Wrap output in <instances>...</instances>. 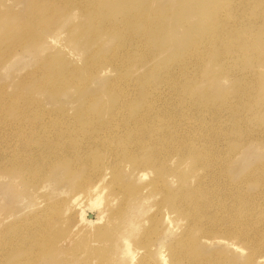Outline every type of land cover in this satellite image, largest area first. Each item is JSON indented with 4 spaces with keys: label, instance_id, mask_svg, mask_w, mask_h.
Wrapping results in <instances>:
<instances>
[{
    "label": "rangeland",
    "instance_id": "1",
    "mask_svg": "<svg viewBox=\"0 0 264 264\" xmlns=\"http://www.w3.org/2000/svg\"><path fill=\"white\" fill-rule=\"evenodd\" d=\"M40 1L0 0V59H2L0 60V101L2 102H0V106L3 105L0 107L3 111H0L5 112H0V120H3L0 121L2 124H0V140L11 142L8 144L6 141H0L2 150H0V167L5 166L9 169L8 174H0V264H137L144 257L145 261L142 260L140 263L162 264V258L165 257L164 264H172V261H175L173 264L178 261L182 262L180 264H264V0H134V5L122 7L120 13L118 10L113 11L115 0L112 2L103 0L102 6L97 3L92 4V0L90 2L72 0V3L69 2L71 4L67 1L65 3V0H61V2L54 0V2L56 1L55 5L51 6L53 9L49 8L50 12L46 18L37 19L39 21L37 22L33 16L37 14L38 8L41 12H48L44 7L47 6L46 2ZM30 8L34 10L32 15H28ZM125 13L135 14V21L133 20L128 25L124 24L121 19L125 17ZM118 26L120 27L118 28ZM22 28L26 30L22 31ZM90 32L95 34H91V36ZM123 34L129 38L125 36L124 38ZM23 36H26L25 39ZM118 39L120 43H117ZM126 39L129 40L125 42ZM132 40L134 41L131 42ZM192 41L194 42L192 45L195 44L193 46L190 45ZM94 42L98 43L97 46ZM195 42L198 44L196 45ZM111 46L114 48L112 49ZM191 46L192 48H190ZM96 47L98 50H95ZM6 49L7 51H5ZM117 49L123 58L128 54V60L127 58L123 60L121 55L119 57ZM89 50H94V52ZM112 50L114 51L112 52ZM104 54L105 56H102ZM88 55H90L89 58ZM115 55H118L119 59ZM90 57L94 59L91 60ZM111 57L113 59H110ZM97 58H100V60L98 59L99 63ZM116 59L117 61H115ZM41 61V68H39ZM127 61H130L129 64ZM116 62H118L117 65H115ZM97 66L99 67L95 69ZM90 67L94 69L90 70ZM101 67L105 69L103 70ZM34 70L42 72L38 73ZM73 71L77 74H74ZM48 72L49 75H47ZM29 73L30 75H28ZM163 73L164 75H162ZM46 75L49 77L45 78ZM43 78H45L44 81ZM16 91L17 94H15ZM12 94L14 95L11 97ZM23 95L25 97H22ZM118 96H121L120 101ZM90 97L92 100H89ZM24 98L26 99L24 100ZM123 100L127 102H123ZM86 103L88 104L86 105ZM119 103L124 106L121 107L122 105ZM25 104L27 105L25 106ZM14 105L18 107L15 108ZM29 107L34 109L31 114H29ZM18 108H22L21 111L23 110L25 113L19 109L18 112L21 113L17 112L18 114H16ZM81 108L87 109L82 110ZM110 108L115 113L111 120L107 115ZM86 110L87 112L91 111L88 113L90 115L84 112ZM97 113H99L98 116ZM80 114H83L82 118ZM74 115L77 116L73 118ZM99 115L105 118L103 120L101 117L104 123L102 120L99 122L102 129L104 127L103 131L101 129L97 133L92 128L88 131L83 130V127L80 128L79 121L81 119L86 121L85 124H88L92 120L97 121ZM117 115L119 118L116 117ZM35 119L38 121L34 122ZM118 119L120 120L118 121ZM7 121L9 124H3ZM15 121H17L16 125ZM105 122L111 123L107 126ZM51 124L52 127H48ZM61 126L63 128L67 126V130L66 128L62 129ZM71 126L73 129L75 127L78 132L85 131L84 133L87 135L93 131L95 133H93L95 135L93 137L96 138L97 143L87 145L81 140V137L86 135L79 134L76 129L72 130ZM64 130L65 132H63ZM53 131L56 133L54 138L51 135L54 133ZM60 135L61 138H59ZM15 138L18 139L15 140ZM99 138L103 142H100ZM189 139L190 141H188ZM121 140L122 142L123 140L127 141L124 143L128 149H125L124 143H120ZM150 141H153V144ZM116 143L117 147H115ZM102 144L105 147H102ZM93 145H97V148ZM146 146L148 148L146 151L152 149L156 154L155 157L162 159L159 160L161 161L159 163L164 165L162 172L164 176L158 177L163 180L158 177L155 181L150 180L153 174L152 170L147 169L146 165L138 158ZM89 147H92V150ZM93 150L95 152H92ZM126 150L134 153L133 155L137 156L139 162H134L133 155L131 157L124 155ZM44 151H46V155H44ZM176 151L178 152L175 153ZM77 152H79V156ZM91 153L96 156L94 159ZM198 153L200 155H197ZM31 154L36 156H34L36 165L31 166L30 170H26V172L20 166L23 164L27 167L28 155L32 156ZM102 154L107 157H101ZM64 156L66 157L64 158ZM189 156L190 159L195 158L196 162H193L194 159L189 160ZM41 159L44 160H42L43 164ZM60 159H63L64 162ZM95 159H99L101 164ZM68 160L70 161L68 162ZM92 160L93 162H91ZM131 160L133 162H130ZM203 161L208 162V165ZM115 162H121V164L117 165ZM167 162L170 166L166 164ZM186 162L189 164V169ZM94 163L97 165L95 166ZM83 164L86 168L83 167ZM106 164L108 167L113 165L116 170L121 167L120 171L115 170L116 174L119 175L118 172H120V175L108 176L109 172L107 171L111 172L113 168L109 167V170ZM160 164L158 165L160 166ZM192 164L191 170L190 165ZM204 164L208 167L204 168ZM102 166L106 168L103 169ZM68 167L70 168L69 172ZM99 167L100 169H98ZM142 167L144 168L142 169ZM16 168H20V170ZM35 168L41 173L31 172ZM138 168H141V171ZM186 169L187 172H184ZM188 170L190 176L187 174ZM143 171L149 173L141 176L140 172ZM77 172L79 174L81 172V175ZM97 172L99 174L96 175ZM101 172H104L105 177L108 176V180L112 179V184L108 185L109 181L104 176V178L101 177ZM89 174L94 175L93 178L91 177L92 181L97 179L98 182L99 179L100 184L104 182V185L99 187L101 190L98 189L99 183L97 190L87 189ZM5 175L6 177L2 178ZM79 176L80 178H77ZM121 179L127 180L124 184L126 188ZM176 179L177 182H175ZM160 180L166 185L165 188L163 187L164 189H162L164 185ZM120 181L124 187L122 190V186H118ZM41 182H43L45 190L42 188L40 191H36L35 185H39ZM113 182L114 184L118 182L117 185H114V187L117 186V189L119 187L116 191H112ZM76 183L84 187L81 189ZM167 185L174 188V191L168 189ZM172 185L174 186L172 187ZM161 190L166 193L171 191L173 196L170 197L174 199L172 209L167 207L165 199L164 202H160L162 205L160 207L154 204L159 200L161 193L159 191ZM175 190L176 196L174 195ZM184 190L186 194H184ZM118 191L120 194H117ZM75 192L81 195L77 193V198ZM84 192L85 195H83ZM183 194L184 196H182ZM74 195L75 197L72 198ZM185 197L186 200L189 198L190 202L183 203ZM74 198L78 200L70 202ZM63 199L66 200L63 201ZM92 200H95L96 205L91 203ZM177 203L179 204L177 205ZM73 204L78 206L73 207ZM119 207H122L121 212L118 211ZM105 209L109 210L105 211ZM195 209L198 211L195 212ZM192 210H195L194 213ZM108 211L111 215L107 213ZM100 213L103 215L102 221L100 222L101 219H99V222H96L98 217L100 218ZM112 213H115L114 216L117 214L116 218L112 216ZM106 215L112 217L108 218ZM165 216H169L171 219L169 224L173 226H168ZM88 221L92 223L89 225ZM41 224L53 234L56 229L61 227L62 233L60 230H56V236L51 234L50 241L54 240L53 244L48 241V243H43L40 249L27 250V246L33 244L32 242L36 239L34 236L30 237L29 234L32 235L33 231ZM101 231H108L107 233L112 239H109L108 234L104 235L106 232L102 233ZM190 231H192L191 234L193 232L194 234L189 236ZM77 232L79 235L76 234ZM86 232L88 235L85 234ZM89 234L91 236L94 234L92 240H90ZM100 236L102 238L99 242L103 239L101 243L97 242ZM235 236L236 238H234ZM93 238L96 239L93 240ZM87 240H89V245ZM229 241L230 243H228ZM179 243L185 244V246H180ZM230 245L234 247L230 248ZM82 246L86 250L81 248ZM91 246L92 249H90ZM143 246L146 247V251L143 250ZM168 248L170 249L168 250ZM185 248L189 249L186 251ZM189 250L193 252L189 253ZM168 251L171 253L169 254ZM44 252L46 253L43 254ZM171 254L172 257H169ZM169 258L171 259L169 260ZM139 259L141 260L139 261Z\"/></svg>",
    "mask_w": 264,
    "mask_h": 264
},
{
    "label": "bare ground",
    "instance_id": "2",
    "mask_svg": "<svg viewBox=\"0 0 264 264\" xmlns=\"http://www.w3.org/2000/svg\"><path fill=\"white\" fill-rule=\"evenodd\" d=\"M37 1L39 2L40 0H37ZM66 1H67L68 3H69V2L72 3V0H65V3H66ZM77 1H78V0H76V2H77ZM87 1L90 2L91 0H87ZM40 2H41V1H40ZM44 2H46V4H47V6H44V7H45V9H46L48 12H41V10L38 8V10H36L37 14H34V16H33V19L35 20V18H36V21H37V19H41V18H42V19H43V18L45 19L46 16H47V14H49V12H50L49 8H51V6H53V5H55V2H56V1L54 2V0H44ZM57 2H58V1H57ZM60 2H61V0H60ZM60 2H58V3H60ZM80 2H81V1H80ZM108 2H109V1H108ZM111 2H112V0H111ZM111 2H110V3H111ZM114 2H115V5L113 6V11L116 12V11L118 10L119 13H120V9H121L122 7H125V6L128 7V6H132V5H134V0H115ZM150 2H151V1H150ZM71 3H69V4H71ZM91 3H92V4H93V3H95V4L97 3L98 5L102 6V5H103V0H98V1H97V0H92ZM73 5H74V4H73ZM75 5H76V4H75ZM83 5H85V4L83 3ZM104 5H105V4H104ZM40 7H41V6H40ZM44 7H42V8H44ZM60 7H61V4H60ZM54 8H55V7H54ZM66 8H67V7H66ZM91 8H92V7H91ZM93 8H94V7H93ZM93 8H92V9H93ZM52 9H53V8H51V10H52ZM55 9H56V8H55ZM88 9H89V8H88ZM108 9H109V8H108ZM67 10H68V8H67ZM105 10H106V9H105ZM65 11H66V9H65ZM82 11H83V10H82ZM82 11H81V12H82ZM155 11H156V10H155ZM63 12H64V11H63ZM94 12H95V9H94ZM107 12H108V11H107ZM140 12H141V10H140ZM142 12H143V11H142ZM156 12H157V11H156ZM156 12H155V14H156ZM33 13H34V10H32V8H30L29 11H28V15H32ZM51 13H52V12H51ZM157 13H158V12H157ZM167 14H168V13L166 12L165 15L167 16ZM57 15H58V14H57ZM59 15H60V14H59ZM59 15H58V16H59ZM118 15H119V14H118ZM124 15H125V17H124L123 19H121V21H122L124 24H127V25H128V23L131 24V23L133 22V20L135 19L134 16H136L135 14H129V13H125ZM157 15H158V14H157ZM54 16H55V15H54ZM152 16H153V15H152ZM55 17H56V16H55ZM68 17H69V15H68ZM70 17H71V16H70ZM73 17H74V16H73ZM94 17H95V15H94ZM150 17H151V16H150ZM155 17H156V15H155ZM160 17H161V16H160ZM168 17H169V16H168ZM56 18H57V17H56ZM142 18H143V17H142ZM156 18H158V17H156ZM66 19H67V17H66ZM73 19H74V18H73ZM108 19H109V18H108ZM154 19H155V18H154ZM52 20H53V19H52ZM104 20H105V19H104ZM119 20H120V19H119ZM62 21H63V20H62ZM64 21H65V20H64ZM93 21H94V20H93ZM134 21H135V20H134ZM136 21H137V20H136ZM168 21H169V20H168ZM181 21H182V20H181ZM34 22H35V21H34ZM37 22H39V21H37ZM103 22H104V21H103ZM153 22H154V21H153ZM157 22H158V21H157ZM114 23H115V22H114ZM116 23H117V22H116ZM123 23H122V25H123ZM151 23H152V22H151ZM169 23H170V22H169ZM95 24H96V22H95ZM162 24H163V23H162ZM60 25H61V24H60ZM92 25H93V24H92ZM104 25H105V24H104ZM106 25H107V22H106ZM114 25H115V24H114ZM120 25H121V24H120ZM170 25H171V24H170ZM21 26H22V25H21ZM93 26H94V25H93ZM102 26H103V23H102L101 27H102ZM110 26H111V25H110ZM146 26H147V25H146ZM146 26H145V27H146ZM164 26H165V25H164ZM37 27H38V26H37ZM40 27H41V26H40ZM60 27H61V26H60ZM63 27H64V26H63ZM119 27H120V26H118V28H119ZM168 27H169V26H168ZM29 28H31V27L29 26ZM29 28H28V30H29ZM61 28H62V27H61ZM122 28H123V27H122ZM152 28H153V27H152ZM24 29H25V28H22V31H24ZM26 29H27V27H26ZM26 29H25V30H26ZM34 29H35V28H34ZM37 29H38V28H37ZM57 29H58V28H57ZM92 29H94V28H92ZM107 29H108V28H107ZM115 29H116V28H115ZM40 30H41V29H40ZM68 30H69V28H68ZM88 30H89V29H88ZM102 30H103V29H102ZM116 30H117V29H116ZM132 30H133V29H132ZM22 31H21V32H22ZM121 31H122V30H121ZM126 31H128V30H126ZM126 31H125V32H126ZM32 32H33V31H32ZM25 33H26V32H25ZM30 33H31V32H30ZM54 33H55V32H54ZM92 33H93V32H92ZM92 33L90 32V35H91ZM121 33H122V32H121ZM121 33H119V34H121ZM23 34H24V33H23ZM28 34H29V33H28ZM57 34H58V32H57ZM94 34H95V33H94ZM94 34H92V35H94ZM127 34H129V33H127ZM127 34H126V35H127ZM130 34H131V33H130ZM154 34H155V33H154ZM26 35H27V34H26ZM30 35H31V34H30ZM50 35H51V34H50ZM92 35H91V36H92ZM112 35H114V34H112ZM91 36H90V37H91ZM118 36H120V35H118ZM124 36H125V35L123 34V37H124ZM130 36H131V35H130ZM133 36H134V35H133ZM25 37H26V36H23L24 39H25ZM35 37H36V36H35ZM51 37H52V36H51ZM103 37H104V36H103ZM125 37H126V36H125ZM125 37H124V38H125ZM3 38H4V37H3ZM16 38H17V37H16ZM16 38H15V39H16ZM36 38H37V37H36ZM40 38H41V37H40ZM124 38H123V39H124ZM126 38H129V37H126ZM132 38L134 39V37H132ZM15 39H14V40H15ZM37 39H38V38H37ZM53 39H54V38H53ZM53 39H52V40H53ZM87 39H88V38H87ZM28 40H29V39H28ZM50 40H51V38H50ZM54 40H55V39H54ZM89 40H91V39H89ZM127 40H129V39H126L125 42H126ZM21 41H22V40H21ZM24 41H25V40H24ZM104 41H105V40H104ZM115 41H116V40H115ZM133 41H134V40H132L131 42H133ZM196 41H197V39H196ZM96 42H97V41H96ZM118 42H119V39H118L117 43H118ZM189 42H190V41H189ZM5 43H6V42H5ZM5 43H4V46H5ZM7 43H9V42H7ZM7 43H6V44H7ZM12 43H13V42H12ZM14 43H16V42H14ZM17 43H18V42H17ZM17 43H16V44H17ZM42 43H43V42H42ZM51 43H54V42H51ZM94 43H95V42H94ZM119 43H120V42H119ZM122 43H123V42H122ZM192 43H194V42L192 41L190 45H192ZM195 43H196V45L198 44V42H195ZM22 44H23V43H22ZM43 44H45V42H44ZM97 44H98V43H95L96 46H97ZM14 45H15V44H14ZM41 45H42V44H41ZM95 45H94V46H95ZM113 45H114V44H113ZM117 45H118V44H117ZM120 45H121V44H120ZM193 45H195V44H193ZM193 45H192V46H193ZM2 46H3V45H2ZM9 46H10V45H9ZM15 46H16V45H15ZM45 46H46V45H45ZM100 46H101V45H100ZM102 46H103V44H102ZM192 46H191L190 48H192ZM12 47H13V46H12ZM39 47H40V46H39ZM42 47H43V46H42ZM98 47H99V45H98ZM98 47H96L95 50H98V49H97ZM111 47H112V49L114 48L113 46H111ZM117 47H118V46H117ZM125 47H126V45H125ZM194 47H195V46H194ZM0 48H1V47H0ZM24 48H25V47H24ZM40 48H41V47H40ZM45 48H46V47H45ZM115 48H116V47H115ZM131 48H132V47H131ZM8 49H10V48H8ZM101 49H102V47H101ZM122 49H123V48H122ZM196 49H197V47H196ZM12 50L14 51V49H12ZM48 50H49V49H48ZM91 50H92V47H91ZM91 50H89V51H91ZM117 50H118V49H117ZM129 50H130V49H129ZM129 50H128V51H129ZM193 50H195V49L193 48ZM5 51H7V49H6ZM8 51H9V50H8ZM10 51H11V50H10ZM110 51H111V50H110ZM113 51H114V50H112V52H113ZM115 51H116V50H115ZM3 52H4V51H3ZM3 52H2V53H3ZM91 52L93 53L94 50L91 51ZM107 52H108V51H107ZM107 52L105 53L106 55H107ZM126 52H127V51H126ZM6 53H7V52H6ZM6 53H5V54H6ZM92 53H90V54H92ZM97 53H98V52H97ZM109 53H110V52H109ZM109 53H108V54H109ZM116 53H117V51H116ZM118 53H119V50H118ZM122 53H124V52H122ZM128 53L130 54V52H128ZM8 54H9V52H8ZM10 54H12V53H10ZM88 54H89V52H88ZM105 54L102 55V56H105ZM111 54H113V53H111ZM94 55H95V53H94ZM109 55H110V54H109ZM109 55H108V57H109ZM113 55H114V54H113ZM113 55H112V56H113ZM118 55H119V57H120V55H121V57H122L121 52H120ZM118 55H115V56L118 58ZM125 55H126V53H125ZM7 56H8V55H7ZM89 56H90V55H88V58H89ZM115 56H114V57H115ZM129 56H130V55H129ZM4 57H6V55H4ZM127 57H128V54H127ZM127 57H125V58H127ZM48 58H49V57H48ZM86 58H87V57H86ZM86 58H85V59H86ZM91 58H92V57H90V59H91ZM100 58H102V57H100ZM100 58H97V61H98V59L100 60ZM105 58H106V57H105ZM122 58H123V57H122ZM125 58H123V60H124ZM93 59H94V58H93ZM93 59H91V60H93ZM106 59H107V58H106ZM110 59H113V58L111 57ZM118 59H119V58H118ZM0 60H2V59H0ZM9 60H10V59H9ZM47 60H48V59H47ZM91 60L88 59V61H91ZM123 60L121 59V62H122ZM127 60H128V58H127ZM88 61H86V62H88ZM95 61H96V60H95ZM103 61H104V59H103ZM108 61H109V60H108ZM110 61H111V60H110ZM110 61H109V62H110ZM115 61H117V59H116ZM91 62H92V61H91ZM100 62H101V61H100ZM104 62H106V61H104ZM104 62H103V63H104ZM118 62L120 63V60H119ZM118 62H116L115 65H117ZM129 62H130V61H129ZM129 62L127 61L128 64H129ZM131 62H132V61H131ZM41 63H42V61L40 62V65H39L40 67L38 66L39 68H41ZM98 63H99V61H98ZM101 63H102V62H101ZM114 63H115V62H114ZM127 63H126V66H128ZM87 64H88V63H87ZM91 64H93V62H92ZM131 64H132V63H131ZM165 64H166V62H165ZM99 65H100V64H99ZM104 65H105V63H104ZM104 65H103V66H104ZM115 65H114V67H115ZM119 65H120V64H119ZM122 65H123V62H122ZM86 66H90V65H86ZM92 66H94V65H92ZM106 66H107V65H106ZM106 66H105V68H106ZM72 67H73V66H72ZM72 67H71V68H72ZM98 67H99V66L95 67V69L98 68ZM117 67H118V66H117ZM119 67H120V66H119ZM55 68H56V67H55ZM69 68H70V67H69ZM75 68H76V66H75ZM75 68H73V69L75 70ZM101 68H102V67H101ZM101 68H99V69H101ZM105 68H104V69H105ZM124 68H125V67H124ZM91 69L93 70L94 68H93V67H92V68L90 67V70H91ZM99 69H98V70H99ZM102 69H103V68H102ZM104 69H103V70H104ZM117 69H119V68H117ZM117 69H116V70H117ZM121 69H122V68H121ZM126 69H127V68H126ZM46 70H47V69H46ZM66 70H67V69H66ZM122 70H123V69H122ZM34 71H35V70H34ZM36 71H37V70H36ZM36 71H35V72H36ZM39 71H40V70H39ZM39 71H37V72H38V73H41L42 71H45V70L42 69L41 72H39ZM47 71H48V70H47ZM47 71H46V72H47ZM54 71H55V70H54ZM64 71H65V70H64ZM87 71H88V70H87ZM167 71H168V70H167ZM167 71H165V72H167ZM49 72H50V71H49ZM49 72H48V74H47V73H46V74L49 75ZM32 73H33V72H32ZM73 73L75 74L76 72L73 71ZM160 73H161V71H160ZM76 74H77V73H76ZM86 74H87V73H86ZM88 74H89V73H88ZM28 75H30V73H29ZM34 75H35V77H36V74H34ZM47 75L45 76V78H46V77H49V76H47ZM64 75H67V74H64ZM68 75H69V74H68ZM84 75H85V74H84ZM90 75H91V74H90ZM159 75H160V74H159ZM162 75H164V73H163ZM167 75L169 76V74H167ZM37 76H40V75H37ZM55 76H56V75H55ZM119 76H120V75H119ZM160 76H161V75H160ZM168 76H165V77H168ZM27 77H28V76L26 75V78H27ZM61 77H62V76H61ZM163 77H164V76H163ZM23 78H24V77H23ZM33 78H34V77H33ZM33 78H32V79H33ZM36 78L38 79V77H36ZM45 78H43V81H44ZM52 78H53V77H52ZM59 78H60V77H59ZM59 78H58V79H59ZM64 78H66V77H64ZM86 78H87V76H86ZM114 78H115V77H114ZM117 78H119V77H117ZM21 79H22V78H21ZM41 79H42V78H41ZM165 79H166V78H165ZM165 79H164V80H165ZM59 80H60V79H59ZM70 80H72V79H70ZM90 80H91V79H90ZM51 81L53 82V80H51ZM60 81H62V80H60ZM80 81H81V80H80ZM20 82H22V81H20ZM38 82H39V80H38ZM38 82H37V83H38ZM49 82H50V81H49ZM49 82H48V83H49ZM58 82H59V81H58ZM85 82H86V81H85ZM23 83H24V82H23ZM23 83H22V85H23ZM35 83H36V81H35ZM44 83H46V82H44ZM69 83H70V82H69ZM73 83H74V82H73ZM80 83H81V82H80ZM166 83H167V82H166ZM19 84H20V83H19ZM25 84H26V83H25ZM42 84H43V83H42ZM58 84H59V83H58ZM58 84H57V85H58ZM70 84H71V83H70ZM38 85H39V84H38ZM40 85H41V84H40ZM43 85H44V84H43ZM55 85H56V84H55ZM77 85H78V83H77ZM33 86H34V85H33ZM36 86H37V85H36ZM47 86H49V84H47ZM78 86H79V85H78ZM82 86H83V84H82ZM19 87H20V86H19ZM1 88H4V87H1ZM41 88H42V87H41ZM48 88H49V87H48ZM54 88H55V86H54ZM54 88H53V89H54ZM61 88H62V86H61ZM18 89H19V88H18ZM18 89H17V91H18ZM110 89H111V88H110ZM175 89H176V88H175ZM48 90H49V89H48ZM51 90H52V89H51ZM178 90H179V89H178ZM17 91H16L15 94L18 93ZM110 91H111V90H110ZM4 92H5V91H4ZM4 92H3V94H4ZM178 92H179V91H178ZM1 94H2V93H1ZM86 94H87V93H86ZM86 94H85V95H86ZM125 94H126V93H125ZM13 95H14V94H12V95H10V96L12 97ZM21 95H22V93H21ZM79 95H81V94L79 93ZM115 95H116V94H115ZM3 96H4V95H3ZM17 96H18V95H17ZM109 96H110V95H109ZM11 97H10V98H11ZM14 97H15V96H14ZM22 97H25V96L23 95ZM22 97H21V98H22ZM29 97H30V96H29ZM118 97H119V96H118ZM120 97H121V96H120ZM120 97H119V101H120V99H121ZM122 97H123V96H122ZM133 97H134V96H133ZM133 97H132V99H133ZM2 98H3V97H2ZM6 98H7V97H6ZM18 98H19V97H18ZM113 98H114V97H113ZM3 99H5V97H4ZM25 99H26V98H24V100H25ZM117 99H118V98H117ZM132 99H131V100H132ZM10 100H11V99H10ZM89 100H92V98L90 97ZM3 101H4V100H3ZM28 101H30V100L28 99ZM32 101H33V100H32ZM132 101H133V100H132ZM132 101H131V103H132ZM0 102H1V101H0ZM6 102H7V99H6ZM8 102H9V101H8ZM15 102H16V101H15ZM24 102H26V101H24ZM37 102H38V101H37ZM115 102L118 103L117 101H115ZM123 102H127V101H124V100H123ZM1 103H2V102H1ZM4 103H5V102H4ZM12 103H13V102H12ZM21 103H23V102H21ZM26 103H27V102H26ZM33 103H35V102H33ZM81 103H82V102H81ZM112 103H114V102H112ZM129 103H130V102H129ZM7 104H8V103H6V105H7ZM29 104H30V102H29ZM83 104H85V103H83ZM87 104H88V103H86V105H87ZM89 104H91V103H89ZM119 104H121V103H119ZM124 104H125V103H124ZM6 105H5V106H6ZM11 105H12V104H11ZM11 105H9V106H11ZM19 105H21V104H19ZM26 105H27V104H25V106H26ZM35 105H36V104H35ZM37 105H38V104H37ZM37 105H36V106H37ZM110 105H111V103H110ZM110 105H108V106H110ZM121 105H122L121 107L124 106L123 104H121ZM2 106H3V105H2ZM2 106H0V107H2ZM7 106H8V105H7ZM14 106H15V108L18 107V106H16V105H14ZM84 106H85V105H84ZM84 106H83V107H84ZM112 106H114V104H112ZM117 106H118V105H117ZM128 106H129V104H128ZM19 107H20V106H19ZM21 107H23V106H21ZM40 107H41V106H40ZM81 107H82V106H81ZM88 107H89V106H88ZM119 107H120V106H119ZM129 107H130V106H129ZM3 108H4V107H3ZM7 108H8V107H7ZM24 108H25V107H24ZM27 108H28V107H27ZM27 108H26V109H27ZM35 108H36V107H35ZM112 108H113V107H112ZM19 109H20V108H18V109L16 110V114H18V113L20 114L21 112H24L23 110L21 111L22 108L20 109L21 112H18ZM29 109H30V107H29ZM81 109H82V108H81ZM83 109H87V108H83ZM83 109H82V110H83ZM122 109H123V108H122ZM128 109H129V108H128ZM132 109H133V108H132ZM132 109H131V110H132ZM0 110H2V109H0ZM32 110H34V109H30V111H29L30 113H29V114H31V111H32ZM37 110H38V109H37ZM41 110H42V109H41ZM56 110H57V109H56ZM56 110H55V111H56ZM65 110H66V109H65ZM90 110H91V109H90ZM92 110H93V109H92ZM98 110H99V109H98ZM119 110H120V109H119ZM2 111H3V110H2ZM2 111H0V112H2ZM27 111H28V110H27ZM39 111H40V110H39ZM134 111H135V110H134ZM17 112H18V113H17ZM32 112H33V111H32ZM37 112H38V111H37ZM45 112H46V111H45ZM49 112H50V111H49ZM52 112H53V111H51L50 113H52ZM58 112H59V111H58ZM67 112H68V111H67ZM84 112L88 114V113L91 112V111H88V112H87V110H86V111H84ZM99 112H100V110H99ZM128 112H129V110H128ZM131 112H132V111H131ZM2 113H5V112H2ZM24 113H25V112H24ZM27 113H28V112H27ZM27 113H26V115H27ZM39 113H40V112H39ZM92 113H93V112H92ZM92 113H91V114H92ZM94 113H95V111H94ZM121 113H122V112H121ZM98 114H99V113H97V116H98ZM114 114H115V113H113V111H112L111 108H110V110L107 112V115H109L108 118H110V120L114 117ZM1 115H2V114H1ZM5 115H6V114H5ZM24 115H25V114H24ZM32 115H33V113H32ZM35 115H36V113H35ZM39 115H40V114H39ZM46 115H47V114H46ZM52 115H53V114H52ZM63 115L65 116V114H63ZM66 115H67V114H66ZM80 115H81V114H80ZM82 115H83V114H82ZM82 115H81V118H82ZM88 115H90V114H88ZM92 115H93V114H92ZM95 115H96V114H95ZM105 115H106V114H104V116H105ZM118 115H119V114H118ZM118 115H117L116 117H118ZM120 115H123V114H120ZM29 116H30V115H29ZM76 116H77V115H74V116H72V117L74 118V117H76ZM13 117H14V116H13ZM21 117H23V115H21ZM25 117H26V116H25ZM25 117H24V118H25ZM30 117H31V116H30ZM32 117H33V116H32ZM37 117H39V116L37 115ZM40 117H41V116H40ZM92 117H93V116H92ZM101 117H102V116L99 115V117L97 118V121H96V120H95V121L92 120V121H90L88 124H85L86 121H84V120L81 119V120L79 121V122H80V125H81L80 128L83 127L82 129H83V130L85 129V131H88V129H91V128H92L93 131L95 130V132L97 131V133H98V131H101V129H102V127L100 126L101 123H99V122H101V120H102ZM105 117H106V116H105ZM120 117H121V116H120ZM129 117H130V116H129ZM2 118L4 119L5 117H2ZM35 118H36V117H35ZM60 118H61V116H60ZM69 118H70V117H69ZM102 118H103V117H102ZM108 118H107V119H108ZM118 118H119V117H118ZM0 119H1V118H0ZM6 119L8 120L9 118H6ZM6 119H5V120H6ZM11 119H13V118H11ZM31 119H32V118H31ZM41 119H42V118H41ZM44 119H45V118H44ZM88 119H89V118H88ZM88 119H87V120H88ZM90 119H92V118H90ZM104 119H105V118H103V120H104ZM128 119H129V118H128ZM9 120H10V119H9ZM20 120H21V119H20ZM22 120H23V119H22ZM36 120H37V119H35L34 122H37V121H38V120H37V121H36ZM103 120H102V122H103ZM113 120H114V119H113ZM119 120H120V119H118V121H119ZM0 121L2 122L3 120H0ZM18 121H19V120H18ZM39 121H40V120H39ZM43 121H44V120H43ZM73 121H74V120H73ZM115 121H117V120H115ZM115 121H114V122H115ZM8 122H9V121H7L6 123H3V124H5V125H6V124H9ZM11 122H12V121H11ZM16 122H17V121H15V125L17 124ZM19 122H20V121H19ZM21 122H22V121H21ZM53 122H54V121H53ZM63 122H64V121H63ZM25 123H26V121H25ZM66 123H67V122H66ZM73 123H74V122H73ZM103 123H104V122H103ZM103 123H102V125H104ZM105 123H106V122H105ZM109 123H111V122H108V124H109ZM0 124H1V123H0ZM28 124H29V123H28ZM38 124H39V122H38ZM53 124H55V123H53ZM56 124H57V123H56ZM95 124H97L98 126H94ZM106 124H107V123H106ZM108 124H107V126H108ZM112 124H113V123H112ZM115 124H117V123L115 122ZM115 124H114V125H115ZM1 125H2V124H1ZM20 125H21V124H20ZM30 125L32 126V124H30ZM30 125H29V126H30ZM69 125H70V123H69ZM78 125H79V123H78ZM109 125H110V124H109ZM10 126H11V125H10ZM10 126H9V127H10ZM21 126H22V125H21ZM21 126H20V127H21ZM35 126H36V125H35ZM44 126H46V125H44ZM54 126H55V125H54ZM54 126H53V127H54ZM59 126H60V125H59ZM67 126H68V125H67ZM67 126H66V127H67ZM117 126H118V124H117ZM1 127H3V126H1ZM23 127H24V126H23ZM25 127H26V126H25ZM25 127H24V128H25ZM36 127H37V126H36ZM38 127H39V126H38ZM46 127H47V126H46ZM48 127H52V124H51V126L48 125ZM61 127H62V126H61ZM66 127H65V128H66ZM71 127H72V126H71ZM77 127H78V126H77ZM5 128H6V127L4 126V129H5ZM7 128H8V127H7ZM11 128H12V127H11ZM13 128H14V127H13ZM17 128H18V127H17ZM28 128H29V127H28ZM39 128H40V127H39ZM39 128H38V129H39ZM59 128H60V127H59ZM65 128L62 127V129H65ZM111 128H112V127H111ZM117 128H118V127H117ZM117 128H116V129H117ZM4 129H2V130H4ZM9 129H10V128H9ZM20 129H21V128H20ZM35 129H37V128H35ZM35 129H34V130H35ZM48 129H49V128H48ZM51 129H52V128H51ZM53 129H54V128H53ZM75 129H76L75 127H74V129H73V127H72V130H75ZM106 129H107V128H106ZM113 129H114V128H113ZM124 129H125V128H124ZM11 130H12V129H11ZM15 130H16V127H15ZM66 130H67V128H66ZM69 130H70V129H69ZM72 130H71V132H72ZM103 130H104V127H103L102 131H103ZM120 130H122V129H120ZM4 131H5V130H4ZM8 131H10V130H8ZM12 131H13V130H12ZM21 131H22V130H21ZM21 131H19V132H21ZM38 131H39V130H38ZM50 131H51V130L49 129V132H50ZM76 131L78 132L77 129H76ZM85 131H84V132H85ZM89 131H90V130H89ZM93 131H92V132L90 131V133L88 132V133H89L88 135H87V133L85 134L84 132H81V131L78 132L79 134H84V135H86L85 137L82 136V137H81V138H82L81 140L84 141L85 143H87V145H88V144H89V145H92V144H94V143H97L96 138L93 137V136H95V135H94L95 133H94ZM106 131H107V130H106ZM106 131H104V132H106ZM13 132H14V131H13ZM13 132H12V133H13ZM16 132H17V131H16ZM29 132H31V131H29ZM53 132H54V131H53ZM63 132H65V130H64ZM129 132H130V131H129ZM129 132H128V133H129ZM3 133H4V132H3ZM12 133H11V135H12ZM31 133H32V132H31ZM33 133H34V132H33ZM33 133H32V134H33ZM40 133H41V132H40ZM50 133H51V132H50ZM54 133H55V132H54ZM54 133L51 134V135H53L52 138H54V135H56V133H55V134H54ZM66 133H67V132H66ZM68 133H69V132H68ZM93 133H94V134H93ZM99 133H100V132H99ZM128 133H127V134H128ZM130 133H131V132H130ZM1 134H2V133H1ZM7 134H8V133H7ZM7 134H6V136H7ZM44 134H45V133H44ZM48 134H49V133H48ZM73 134H74V132H73ZM76 134H77V133H76ZM76 134H75V135H76ZM79 134H78V135H79ZM4 135H5V134H4ZM4 135H3V138H4ZM9 135H10V134H9ZM11 135H10V136H11ZM75 135H74V136H75ZM78 135H77V136H78ZM96 135H97V134H96ZM105 135H106V134H105ZM16 136L18 137V134H17ZM19 136H20V134H19ZM33 136H35V135H33ZM48 136H49V135H48ZM79 136H80V135H79ZM97 136H101V135H97ZM112 136H113V135H112ZM127 136L129 137V134H128ZM13 137H14V136H13ZM61 137H62V136L60 135L59 138H61ZM7 138H8V137H7ZM11 138H12V137H11ZM59 138H57V139H59ZM107 138H108V137H107ZM120 138H121V137H120ZM17 139H18V138H17ZM17 139L15 138V140H17ZM79 139H80V137L78 138V140H79ZM99 139H100V138H99ZM111 139H112V138H111ZM127 139H128V138H127ZM1 140H3V139H1ZM1 140H0V141H1ZM11 140H12V139H11ZM19 140H20V138H19ZM19 140H18V141H19ZM44 140H45V139H44ZM70 140H71V138H70ZM72 140H73V138H72ZM115 140H116V139H115ZM129 140H130V138H129ZM3 141H6V142H7V140H3ZM12 141H13V140H12ZM21 141H22V140H21ZM34 141H35V140H34ZM34 141H33V142H34ZM58 141H59V140H58ZM61 141H62V139H61ZM75 141H76V140H75ZM75 141H74V143H75ZM118 141H119V139H118ZM118 141H117V142H118ZM124 141H126V140H123V142H122V140H121L120 143H121V142L124 143ZM138 141H139V140H138ZM188 141H190V139H189ZM191 141H192V140H191ZM35 142H36V141H35ZM65 142H66V141H65ZM78 142H79V141H78ZM98 142H99V141H98ZM100 142H103V141H101V139H100ZM104 142H105V141H104ZM126 142H127V141H126ZM160 142H161V141H160ZM170 142H171V141H170ZM193 142H194V141H193ZM193 142H192V143H193ZM202 142L204 143V141H202ZM1 143H2V142H1ZM4 143H5V142H4ZM7 143H8V142H7ZM9 143H11V142H9ZM9 143H8V144H9ZM12 143H13V142H12ZM15 143H16V141H15ZM22 143L25 144L26 142H22ZM38 143H39V142H38ZM38 143H37V144H38ZM63 143H64V142H63ZM72 143H73V141H72ZM112 143H113V142H112ZM131 143H132V142H131ZM150 143L153 144V141H152V142L150 141ZM183 143H184V141H183ZM189 143H190V142H189ZM192 143H190V144H192ZM19 144H21V143H19ZM39 144H40V143H39ZM42 144H43V142H42ZM98 144H99V143H98ZM104 144H105V143H104ZM110 144H111V143H110ZM127 144H128V143H127ZM168 144H169V143H168ZM197 144H198V143H197ZM199 144H200V143H199ZM204 144H206V143H204ZM2 145H3V144H2ZM13 145H14V143H13ZM28 145H29V142H28ZM28 145H27V146H28ZM35 145H36V144H35ZM64 145H65V144H64ZM100 145H101V143H100ZM120 145H121V144H120ZM123 145H125V147H126L125 149H128L125 143H124ZM195 145H196V144H195ZM10 146H11V144H10ZM38 146H39V145H38ZM93 146H94V145H93ZM96 146H97V145H96ZM96 146H94V147H96ZM121 146H122V145H121ZM130 146H131V145H130ZM130 146H129V147H130ZM175 146H176V145H175ZM201 146H202V145H201ZM0 147H1V146H0ZM3 147H4V146H3ZM12 147H13V146H12ZM12 147H11V148H12ZM14 147H15V146H14ZM23 147H24V146H23ZM23 147H22V148H23ZM29 147H30V146H29ZM32 147H33V146H32ZM42 147H43V146H42ZM65 147H66V146H65ZM65 147H64V148H65ZM99 147H100V146H99ZM102 147H105V146L102 144ZM109 147H110V146H109ZM115 147H117V143H116ZM150 147H151V146H150ZM187 147H188V146H187ZM190 147H193V146H190ZM198 147H199V146H198ZM4 148H5V147H4ZM25 148H26V147H25ZM34 148H35V147H34ZM37 148H38V147H37ZM37 148H36V149H37ZM62 148H63V147H62ZM66 148H67V147H66ZM89 148H90V147H89ZM96 148H97V147H96ZM113 148H114V147H113ZM139 148H140V147H139ZM27 149H28V148H27ZM29 149H31V148H29ZM32 149H33V148H32ZM60 149H61V148H60ZM90 149L92 150V147H91ZM108 149H109V148H108ZM111 149H112V148H111ZM111 149H110V152H111ZM143 149H144V148H143ZM146 149H148L147 146H146V148L143 150V151H145V152L143 153V151H142V152H141L142 155L139 154V155H138V156H139L138 158H140V159H141L140 161H142V162L144 163V165H146L147 169H151V170H152V173H153V174H152V178H151L150 180H154V181H155V179H156L158 176L160 177L161 175H163L162 172H163V170H164V165L162 164V165H163V168H161V167H162V165L160 164L161 161H159L161 158H160V159H159V158H156V157H155L156 154L153 153L152 149H149L148 151H146ZM181 149H182V148H181ZM187 149H188V148H187ZM197 149H198V148H197ZM0 150H1V149H0ZM14 150H15V149H14ZM65 150H66V149H65ZM95 150H98V149H95ZM119 150H120V149H119ZM170 150H171V149H170ZM1 151H2V150H1ZM30 151H32V150H30ZM33 151H34V149H33ZM33 151H32V152H33ZM88 151H89V150H88ZM105 151H106V150H105ZM108 151H109V150H108ZM108 151H107V152H108ZM114 151H115V150H114ZM121 151H122V150H121ZM123 151H124V148H123ZM179 151H180V150H179ZM190 151H191V149H190ZM45 152H46V151H44V155H46ZM72 152H73V151H72ZM92 152H95V151L93 150ZM101 152H102V151H101ZM103 152H104V151H103ZM103 152H102V153H103ZM125 152H126V154H124V155L130 156V157L134 154V153H132V152H129L128 150H126ZM169 152H170V151H169ZM177 152H178V151H176L175 153H177ZM188 152H189V151H188ZM198 152H199V151H198ZM5 153H6V152H5ZM33 153H34V152H33ZM77 153H78V156H79V152H77ZM96 153H97V152H96ZM96 153H94V154H96ZM85 154H86V153H85ZM88 154H89V153L87 152V155H88ZM91 154H92V153H91ZM91 154H90V155H91ZM109 154H110V153H109ZM122 154H123V152H122ZM122 154H121V155H122ZM178 154H179V153H178ZM187 154H189V153H187ZM6 155H7V154H6ZM31 155H32V156H29V155H28V160H29V162H28L27 167L23 166L22 163H21L22 165L20 164L21 166L19 165L20 168H21L22 170L25 169L24 171H26V170L29 171L31 166L33 167V165H34V166L36 165V158H35L36 156L33 155V154H31ZM97 155H98V154H97ZM102 155H103V154H102ZM107 155H108V153H107ZM140 155H141V157H140ZM175 155H176V154H175ZM180 155H181V153H180ZM197 155H200V154L198 153ZM197 155L195 156L196 158H197ZM4 156H5V155H4ZM34 156H35V157H34ZM49 156H50V155H49ZM91 156H94L93 159L96 157V156L93 155V154H92ZM109 156H110V155H109ZM116 156H117V155H116ZM133 156H134V162H137V161H138L137 156H135V155H133ZM178 156H179V155H178ZM182 156H183V154H182ZM190 156H191V154H190ZM190 156H189V160H193V159H194L193 162H196V161H195V158L190 159ZM205 156H206V155H205ZM16 157H17V156H16ZM37 157H38V156H37ZM45 157H46V156H45ZM45 157H44V158H45ZM65 157H66V156H64V158H65ZM83 157H84V153H83ZM98 157H99V155H98ZM101 157H104V155L101 156ZM105 157H107V156L105 155ZM105 157H104V158H105ZM179 157L181 158V156H179ZM179 157H178V159H179ZM185 157H186V156H185ZM199 157H203V156H199ZM5 158H7V157H5ZM8 158H9V157H8ZM19 158H20V157H19ZM40 158H41V157H40ZM44 158H43V159H44ZM47 158H48V157H47ZM47 158H45V159H47ZM62 158H63V157H62ZM75 158H76V157H75ZM85 158H86V157H85ZM114 158H115V157H114ZM175 158H176V156H175ZM182 158H183V157H182ZM203 158H204V157H203ZM9 159H12V158H9ZM14 159H15V158H14ZM17 159H18V158H17ZM43 159H41V162H42ZM66 159H67V158H66ZM68 159H69V157H68ZM101 159H102V158H101ZM108 159H109V157L107 158V160H108ZM121 159H122V161H123V158H121ZM131 159H132V158H131ZM170 159H171V158H170ZM198 159H199V158H198ZM2 160H3V159H2ZM7 160H8V159H7ZM18 160H19V159H18ZM28 160H27V161H28ZM60 160H61V159H60ZM72 160H73V159H72ZM95 160H96V159H95ZM102 160H103V159H102ZM129 160H130V158H129ZM129 160H128V161H129ZM161 160H162V159H161ZM176 160H177V158H176ZM196 160H197V159H196ZM11 161H12V160H11ZM19 161H20V160H19ZM43 161H44V160H43ZM61 161L64 162L63 159H62ZM69 161H70V160H68V162H69ZM75 161H76V160H75ZM96 161L99 162V159L96 160ZM117 161H118V160H117ZM124 161H126V160H124ZM128 161H127V162H128ZM165 161H166V160H165ZM174 161H175V160H174ZM178 161L180 162V159H179ZM186 161H187V160H186ZM204 161H205V160H204ZM204 161H203V162H204ZM3 162H4V161H3ZM56 162H57V161H56ZM91 162H93V160H92ZM104 162H105V161H104ZM104 162H103V164L105 165ZM112 162H113V161H112ZM130 162H133V161L131 160ZM138 162H139V161H138ZM159 162H160V163H159ZM168 162H170L169 159H168ZM168 162H167L166 164L169 165ZM179 162H178V163H179ZM215 162H216V161H215ZM96 163H97V162H96ZM99 163H100V162H99ZM116 163H117V165H118V164H119V165L121 164V162H115V164H116ZM125 163H126V162H125ZM140 163H141V162H140ZM175 163H176V162H175ZM186 163L188 164V162H186ZM189 163L191 164L192 161L189 162ZM204 163L207 164L208 162H207V163L204 162ZM0 164H1V163H0ZM6 164L8 165V163H6ZM13 164H14V163H13ZM42 164H43V162H42ZM66 164H67V163H66ZM91 164H92V163H91ZM94 164H95V163H94ZM100 164H101V163H100ZM112 164H113V163H112ZM158 164H160V166H159ZM164 164H165V162H164ZM176 164H177V163H176ZM205 164H204V168H205V167H208V166H205ZM3 165H4V164H3ZM11 165H12V164H11ZM15 165H16V164H15ZM68 165H69V164H68ZM81 165H82V163H81ZM84 165H85V164H83V167H84ZM96 165H97V164H95V166H96ZM106 165H107V164H106ZM113 165H114V164H113ZM113 165H112V166L109 165V167H110V168L112 167V168H113L112 170H113L114 172H113V171H111V172H110V171H107V172H109L108 176L111 175V177H112V176L114 175V177H116V175H117V174H116V173H117L116 171H120L121 167H120V169H117V170H116V169H114V168H116V167H113ZM130 165H131V164H130ZM133 165H134V163H133ZM133 165H131V166H133ZM136 165H137V163H136ZM138 165H141V164L138 163ZM168 165H166V166L169 167L170 165H169V166H168ZM207 165H208V164H207ZM43 166H44V165H43ZM43 166H42V167H43ZM70 166H71V165H70ZM75 166H76V165H75ZM79 166H80V165H79ZM115 166H116V165H115ZM141 166H142V165H141ZM173 166H174V165H173ZM186 166H187V165H186ZM191 166L193 167V164L190 165V169H191ZM199 166H200V165H199ZM199 166H198V167H199ZM10 167H11V166H10ZM16 167H17V166H16ZM36 167H37V166H36ZM93 167H94V166H93ZM104 167H105V166H104ZM106 167H108V165H107ZM106 167H105V168H106ZM109 167H108V169L110 170ZM138 167H139V166H138ZM167 167H166V168H167ZM174 167H175V166H174ZM174 167H173V168H174ZM177 167H178V166H177ZM194 167H196L195 164H194ZM20 168H16V169L20 170ZM40 168H41V167H40ZM43 168H44V167H43ZM81 168H82V167H81ZM84 168H86V167H84ZM102 168H103V166H102ZM105 168H103V169H105ZM117 168H118V167H117ZM134 168H135V167H134ZM136 168H137V167H136ZM143 168H144V167H142V169H143ZM171 168H172V166H171ZM187 168L189 169V164H188V167H187ZM196 168H197V167H196ZM36 169H37V168H35L34 170H31V172L33 171L35 174L39 173L40 171H38V169H37V170H36ZM41 169H42V168H41ZM41 169H40V170H41ZM51 169H52V168H51ZM74 169H76V168H74ZM74 169H73V171H75ZM78 169H79V167H78ZM78 169H77V170H78ZM93 169H94V168H93ZM98 169H100V167H99ZM167 169H169V168H167ZM176 169H177V168H176ZM194 169H195V168H194ZM69 170H70V168L68 167V172H69ZM77 170H76V171H77ZM115 170H116V171H115ZM138 170L141 171V168H140V169L138 168ZM144 170H145V169H144ZM191 170H192V169H191ZM197 170H198V168H197ZM82 171H84V170H82ZM82 171H81V172H82ZM100 171H102V170H100ZM105 171H106V170H105ZM178 171H179V167H178ZM185 171L187 172V169L184 170V172H185ZM8 172H9V169H7L5 166H4V167H0V174H1V173H3V174H6V173H7V174H8ZM26 172H27V171H26ZM52 172H53V171H52ZM71 172H72V171H71ZM81 172H80V174H79L78 172H77V173H78L79 175H81ZM85 172H87V171H85ZM98 172H99V171H98ZM98 172L96 173V175L100 173V172H99V173H98ZM107 172H105V173H107ZM136 172H137V171H136ZM147 172H148V171H147ZM147 172H144V171H143L142 173L140 172V175H141V176H144ZM171 172H172V171H171ZM180 172H181V170H180ZM192 172L194 173V171H192ZM192 172H190V174H191ZM195 172H196V171H195ZM29 173H30V172H29ZM40 173H41V172H40ZM47 173H48V172H47ZM90 173H91V172H90ZM101 173H102V176H101V177H103V176L105 177V174H103L104 172H101ZM148 173H149V172H148ZM167 173H168V171L166 172V174H167ZM193 173H192V174H193ZM196 173H197V172H196ZM196 173H195V174H196ZM51 174H52V173H51ZM51 174H50V175H51ZM82 174H83V172H82ZM91 174H93V173H91ZM91 174H89L88 176L86 175L88 180H87V179H85V180L89 181V185L87 186V189L89 188V190H90V189L95 190V189L97 188V185H98V183H99L100 180L98 179V182L96 181L97 179H96L95 181H94V180L92 181V178H93L94 175L91 176ZM94 174H95V173H94ZM115 174H116V175H115ZM118 174L120 175V172H118ZM182 174H183V173H182ZM182 174H181V175H182ZM185 174H186V173H185ZM187 174L189 175V170H188V173H187ZM28 175H29V174H28ZM32 175H33V173H32ZM74 175H75V174H74ZM119 175H117V176H119ZM167 175H168V174H167ZM188 175H185V176L187 177ZM2 176H3V175H2ZM48 176H49V175H48ZM75 176H77V174H76ZM84 176H85V174H84ZM108 176L105 177V178H107L106 180H108ZM163 176H164V175H163ZM172 176H173V174H172ZM176 176H177V174H176ZM178 176H180V175H178ZM185 176H184V177H185ZM189 176H190V175H189ZM196 176H197V175H196ZM5 177H6V175H5L4 177H2V178H5ZM13 177H14V176H13ZM23 177H24V176H23ZM35 177H36V176H35ZM45 177H46V176H45ZM50 177H51V176H50ZM91 177H92V178H91ZM97 177H99V176H97ZM104 177H103V178H104ZM159 177H158V178H159ZM193 177H195V176L193 175ZM48 178H49V177H48ZM77 178H80V176L77 177ZM120 178H121V176L118 178V181L120 180ZM165 178H166V176H165ZM173 178H174V180H175V177H174V176H173ZM178 178H179V177H178ZM17 179H18V178H17ZM83 179H84V178H83ZM94 179H95V178H94ZM159 179H162V178H159ZM180 179H181V178H180ZM41 180H42V179H41ZM45 180H47V179H45ZM77 180H78V179H77ZM102 180H103V179H102ZM106 180H105V182H107ZM111 180H112V179H111ZM111 180H110V179L108 180V181H109V182H108V185L112 184V183H111V182H112ZM121 180H122V179H121ZM162 180H163V179H162ZM164 180H165V179H164ZM28 181H29V180H28ZM31 181H32V180H31ZM43 181H44V179H43ZM103 181H104V180H103ZM103 181H102V182H103ZM115 181H117L116 178H115ZM122 181H124V179H123ZM122 181H120L121 183H119L118 186H120V187L122 186ZM125 181H127V180H125ZM125 181H124V182H125ZM160 181H161V180H160ZM160 181H157V182H160ZM178 181H179V180H178ZM32 182H33V181H32ZM36 182H37V181H36ZM124 182H123V186L126 188V186L124 185V184H126V182H125V183H124ZM150 182H151V181H150ZM152 182H153V181H152ZM164 182H165V181H164ZM175 182H177V179H176ZM183 182H184V181H183ZM42 183H43V182H41V184L39 183V185H38V184L35 185V190H36V191H40V190L44 187V186L42 185ZM45 183H46V182H45ZM85 183H86V182H85ZM103 183H104V182H103ZM103 183H102V184H103ZM109 183H110V184H109ZM116 183H118V182H115V184H116ZM161 183H163V182L161 181ZM102 184L99 183V185H98V189H99L100 185H102ZM115 184H114V182H113V185H112L111 187H114ZM186 184H187V183H186ZM76 185H77V183H76ZM78 185H79V184H78ZM78 185H77V186H78ZM82 185H83V183H82ZM103 185H104V184H103ZM105 185H107V184H105ZM116 185H117V184H116ZM163 185H164V183H163ZM174 185H175V183H174ZM174 185H172V187H173ZM79 186H80V185H79ZM123 186L121 187V190L124 189ZM161 186H162V185H161ZM165 186H166V185L162 186V189H164ZM185 186H186V185H185ZM50 187H51V186H50ZM83 187H84V186H82V187L80 186L81 189H82ZM108 187H109V186H108ZM108 187H106V188H108ZM152 187H153V186H152ZM163 187H164V188H163ZM167 187H168V189H170V190L172 189V188H170L168 185H167ZM167 187H166V189H165L166 191L168 190ZM175 187H177V186H175ZM196 187H197V186H196ZM196 187H195V188H196ZM48 188H49V187H48ZM53 188H54V187H53ZM77 188H78V187H77ZM85 188H86V187H85ZM104 188H105V186H104ZM153 188H155V187H153ZM177 188H178V187H177ZM180 188H183V187H180ZM43 189L45 190V188H43ZM54 189H55V188H54ZM75 189H76V188H75ZM78 189H79V188H78ZM78 189H77V190H78ZM87 189H86V190H87ZM118 189H119V187H118ZM118 189H117V186H116V187L112 188V191H113V190L116 191V190H118ZM150 189H152V188L150 187ZM173 189H174V188H173ZM173 189H172V190H173ZM186 189H187V188H186ZM186 189H185V190H186ZM48 190H49V189H48ZM79 190H80V189H79ZM84 190H85V189H84ZM92 190H91V191H92ZM96 190H97V189H96ZM99 190H101V188H100ZM108 190H111V189H108ZM154 190H156V189H154ZM154 190H153V191H154ZM170 190H169V193L171 192ZM176 190H177V189H176ZM176 190H175V192H174V195L176 194ZM178 190H179V188H178ZM185 190H184V192H185ZM195 190H196V189H195ZM87 191H88V190H87ZM119 191H120V190H119ZM119 191H118V192H119ZM151 191H152V190H151ZM156 191H157V190H156ZM173 191H174V190H173ZM179 191H180V190H179ZM181 191H182V190H181ZM48 192H49V191H48ZM48 192H47V193H48ZM80 192H81V190H80ZM85 192H86V191H85ZM85 192H84L83 195H85ZM88 192H89V191H88ZM99 192H100V191H99ZM159 192H161V193H160V196H159V198H158L159 200L157 199L158 201H157V202L155 201L156 203H154V204H156L157 206L159 205L158 207H160V205H161L160 202H164V199H165V201H167V207L170 208V209H172V208H173V205H172V204H173L174 199H173L172 197H170V196H173V195H171V193L169 194L168 192L166 193L165 191H162V190L159 191ZM187 192H188V191H187ZM191 192H192V191H191ZM75 193H76V195H77V198H78V194L81 195V194L78 193V192H75ZM77 193H78V194H77ZM81 193H82V192H81ZM109 193H110V192H109ZM114 193H115V192H114ZM153 193H154V192H153ZM172 193H173V192H172ZM192 193H193V192H192ZM203 193H204V192H203ZM45 194H46V193H45ZM117 194H120V192L117 193ZM117 194H116V196H117ZM184 194H186V192H185ZM184 194H183L182 196H184ZM71 195H72V194H71ZM45 196H46V195H45ZM114 196H115V195H114ZM116 196H115V198H116ZM175 196H176V195H175ZM73 197H75V195L72 196V198H73ZM187 197H188V196H187ZM189 197H190V194H189ZM193 197H194V195H193ZM198 197H199V195H198ZM65 198H66V197H65ZM112 198H113V197H112ZM199 198H200V197H199ZM69 199H71V198H69ZM79 199H80V198H79ZM134 199H137V198H134ZM65 200H66V199H65ZM65 200L63 199V201H65ZM77 200H78V199H77ZM77 200L74 198V199H72L71 201H70V200H69V201L73 203L74 201L76 202ZM131 200H132V199H131ZM189 200H190L189 198L186 200V197H185V201H183V203L186 202V201L190 202ZM205 200H206V199H205ZM47 201H48V200H47ZM94 201H95V200H92L91 203H94V204H95ZM136 201H138V200H136ZM136 201H135V202H136ZM196 201H197V199H196ZM78 202H79V201H78ZM78 202H77V203H78ZM45 203H46V202H45ZM49 203H50V202H49ZM80 203H81V202H80ZM126 203H127V202H126ZM126 203H125V204H126ZM159 203H160V204H159ZM186 203H187V202H186ZM194 203H195V201H194ZM165 204H166V203H165ZM165 204H164V206H165ZM178 204H179V203H177V205H178ZM73 205H74V206H73ZM73 205H72L73 207H75V205L78 206L77 204H73ZM80 205L82 206V204H80ZM95 205H96V204H95ZM121 205H122V204H121ZM187 205H188V204H187ZM107 206H109V205H107ZM161 206H162V205H161ZM190 206H192V205H190ZM193 206H194V205H193ZM45 207H46V206H45ZM100 207H101V206H100ZM105 207H106V206H105ZM105 207H104V208H105ZM117 207H118V206H117ZM196 207H197V206H196ZM196 207H195V208H196ZM102 208H103V207H102ZM119 208H120V207H119ZM99 209H100V208H99ZM109 209H110V208H109ZM109 209H107V210H109ZM111 209H112V208H111ZM113 209H114V208H113ZM121 209H122V207H121L120 210H118V211L121 212ZM74 210H75V209H74ZM79 210H80V208H79ZM107 210L105 209V211H107ZM116 210H117V209H116ZM195 210H196V209H195ZM195 210H192V212L194 213ZM99 211H101V210H99ZM112 211H113V210H112ZM197 211H198V210H196L195 212H197ZM42 212H43V211H42ZM81 212H82V210H81ZM101 212H103V211H101ZM58 213H59V211H58ZM107 213L110 214L109 211H108ZM115 213H116V212H115ZM115 213H114V214H115ZM117 213H118V212H117ZM112 214H113V213H112ZM114 214H113L112 216H114ZM118 214H119V213H118ZM185 214H186V212H185ZM97 215H98V214H97ZM110 215H111V214H110ZM110 215H109V216H110ZM116 215H117V214H116ZM116 215L114 216V218H116ZM121 215H122V214H121ZM102 216H103L102 213H100V218L98 217V219H97L96 222H99V219H101ZM106 216H107V215H106ZM112 216H111V217H112ZM119 216H120V215H119ZM119 216H118V217H119ZM104 217H105V216H104ZM104 217H103V218H104ZM107 217H108V216H107ZM111 217H108V218H111ZM200 217H201V216H200ZM207 217H208V216H207ZM85 218H86V217H85ZM108 218H106V219L108 220ZM42 219H43V218H42ZM88 219H89V218H88ZM106 219H105V220H106ZM165 219L168 221V226L171 227L172 224H169V223H171V219L169 218V216H165ZM204 219H205V217H204ZM107 220H106V221H107ZM92 221H93V220H92ZM101 221H102V219L100 220V222H101ZM103 221H104V220H103ZM106 221H105V222H106ZM199 221H200V220H199ZM88 222H89V225L92 223L91 221H88ZM107 222H108V221H107ZM189 222H190V221H189ZM102 223H104V222H102ZM201 223H202V222H201ZM224 223H225V222H224ZM99 224H100V223H99ZM105 224H106V223H105ZM111 224H112V222H111ZM197 225H198V224H197ZM108 226H109V225H108ZM172 226H173V225H172ZM243 226H244V225H243ZM55 227H56V226H55ZM86 227H87V226H86ZM110 227H111V226H110ZM197 227H199V226H197ZM89 228H90V227H89ZM95 228H97V227H95ZM107 228H108V227H107ZM126 228H127V227H126ZM190 228H191V227H190ZM212 228H213V227H212ZM245 228H246V227H245ZM33 229H35V228H33ZM33 229H32V230H33ZM49 229H50V227H49ZM54 229H55V228H54ZM61 229H62V228L60 227L59 229H56V230H60V233H62V232H61V231H62ZM86 229H88V228H86ZM102 229L106 230V229L103 228V227H102ZM200 229H201V228H200ZM246 229H247V228H246ZM56 230H55V231H56ZM89 230H91V229H89ZM189 230H190V229H189ZM55 231H54V234H53V233H50V231H48L47 227H46V226H43V224H41V225L39 226V228H37V229H35V230L33 231V234H32V235L29 234L30 237H31V236H34V237H36V239L34 238L35 240H34V242H32L33 244H31L30 246L28 245L29 247L27 246V250L35 251V249H37V248L40 249V247L42 246L43 243H46V242L48 243V241H50V240L52 239L51 234H53V236H56V235H55V233H56ZM79 231H80V230H79ZM79 231H78V232H79ZM86 231H87V230H86ZM73 232H74V231H73ZM73 232H70V233H73ZM78 232L76 233L77 235H79ZM90 232H91V231H90ZM92 232H93V231H92ZM92 232H91V233H92ZM98 232H99V234H100V231H98ZM98 232H95V233H98ZM101 232L103 233V232H106V231H101ZM107 232H108V231H107ZM107 232H106L104 235L108 234ZM191 232H192V231H190V233L188 234L189 236L194 234V232H193L192 234H191ZM208 232H209V231H208ZM228 232H229V230H228ZM31 233H32V232H31ZM95 233H94V234H95ZM196 233H197V232H196ZM57 234H59V233L57 232ZM66 234H67V233H66ZM68 234H69V233H68ZM68 234H67V235H68ZM85 234H87V232H86ZM94 234H93L92 236L89 234V235H90V237H89L90 240H92L91 238L94 236ZM69 235H70V234H69ZM87 235H88V234H87ZM87 235H86V236H87ZM108 235H109V234H108ZM232 235H233V234H232ZM246 235H247V233H246ZM246 235H245V236H246ZM59 236H60V235H59ZM64 236H65V235H64ZM72 236H74V235H72ZM112 236H113V234H112ZM95 237H98V236H95ZM105 237H107V236H105ZM123 237H124V236H123ZM191 237H192V236H191ZM191 237H190V238H191ZM209 237H210V236H209ZM37 238H38V240H37ZM68 238H69V237H68ZM68 238H67V239H68ZM87 238H88V237H87ZM100 238H102V237L100 236L97 242H99ZM119 238H120V237H119ZM183 238H184V237H183ZM190 238H189V240H190ZM193 238H194V237H193ZM193 238H192V239H193ZM234 238H236V236H235ZM247 238H248V237H247ZM54 239H57V238L54 237ZM67 239H66V240H67ZM95 239H96V238H95ZM95 239L93 238V240H95ZM109 239H112L110 235H109ZM109 239H108V240H109ZM121 239H122V238H121ZM125 239H126V238H125ZM125 239H124V242H125ZM144 239H145V238H144ZM212 239H213V238H212ZM85 240H86V238H85ZM102 240H103V239H102ZM102 240H101V242H102ZM105 240H107V239H105ZM108 240H107V241H108ZM119 240H120V239H119ZM209 240H211V239H209ZM218 240H219V239H218ZM220 240H223V239H220ZM228 240H229V239H228ZM230 240H231V239H230ZM27 241H28V240H27ZM30 241H32V240H30ZM52 241L54 242V240H52ZM52 241H50V242L52 243ZM107 241H106V243H108L110 240H109L108 242H107ZM179 241H180V239H179ZM179 241H178V242H179ZM181 241H182V240H181ZM233 241H234V240H233ZM62 242H63V241H62ZM62 242H61V243H62ZM79 242H80V241H79ZM86 242H88V245H89V240H87ZM86 242H84V243H86ZM92 242H93V241H92ZM101 242H99V243H101ZM173 242H174V240H173ZM175 242H176V241H175ZM183 242H184V241H183ZM186 242H187V239H186ZM191 242H192V241H191ZM224 242H225V240H224ZM226 242H227V241H226ZM243 242H244V241H243ZM30 243H31V242H30ZM56 243H58V242H56ZM73 243H74V242H73ZM94 243H95V242H94ZM143 243H144V242H143ZM228 243H230V241H229ZM233 243H234V242H233ZM52 244H53V243H52ZM90 244H91V242H90ZM92 244H93V243H92ZM140 244H141V243H140ZM169 244H170V243H169ZM179 244H181V243H179ZM179 244H178V245H179ZM188 244H189V242H188ZM231 244H232V242H231ZM20 245H21V244H20ZM23 245H24V243H23ZM50 245H51V244H50ZM56 245H57V244H56ZM77 245H78V244H77ZM84 245H85V244H84ZM84 245H83V246H84ZM86 245H87V244H86ZM105 245H106V244H105ZM105 245H104V246H105ZM178 245H177V246H178ZM189 245H190V244H189ZM226 245H227V244H226ZM233 245H234V244H233ZM233 245H230V248L236 246V245H234V246H233ZM48 246H49V245H48ZM83 246H82L81 248H85V247H83ZM125 246L127 247V245H125ZM180 246H185V244H183V245L181 244ZM238 246H239V245H238ZM20 247L23 248V246H20ZM50 247H51V246H50ZM52 247H53V246H52ZM77 247H78V246H77ZM174 247H176V246H174ZM190 247H191V246H190ZM193 247H194V249H195V246H194V245H193ZM47 248H49V247H47ZM75 248H76V247H75ZM143 248H144L143 250L146 251V247L143 246ZM183 248H184V247H183ZM183 248H182V249H183ZM235 248H237V247H235ZM238 248H239V247H238ZM50 249H51V248H50ZM50 249H49V250H50ZM90 249H92V246L90 247ZM90 249H89V250H90ZM127 249H128V248H127ZM169 249H170V248H168V250H169ZM185 249H186V248H185ZM188 249H189V248H188ZM188 249H186V251H187ZM191 249L194 250L193 248H191ZM248 249H249V247H248ZM44 250H45V248H44ZM49 250H48V251H49ZM76 250H77V249H76ZM76 250H75V251H76ZM83 250H84V249H83ZM85 250H86V248H85ZM87 250H88V249H87ZM94 250H95V249H94ZM138 250H139V249H138ZM138 250H136V251H138ZM177 250H178V249H177ZM253 250H254V249H253ZM31 251H30V252H31ZM79 251H81V250L79 249ZM79 251H78V252H79ZM128 251H129V250H128ZM174 251H175V250H174ZM224 251H225V250H224ZM46 252H47V251H46ZM46 252H44L43 254H45ZM83 252H84V251H83ZM141 252H142V251H141ZM148 252H149V251H148ZM188 252L191 253V252H193V251L189 250ZM74 253H76V252H74ZM79 253H80V252H79ZM91 253H92V252H91ZM93 253H94V252H93ZM93 253H92V254H93ZM142 253H143V252H142ZM142 253H141V254H142ZM149 253H150V252H149ZM168 253L170 254L171 251H168ZM177 253H178V252H177ZM263 253H264V252H263ZM80 254H82V252H81ZM87 254H88V252H87ZM89 254H90V253H89ZM185 254H186V253H185ZM195 254H196V253H195ZM32 255H33V254H32ZM161 255H162V254H161ZM36 256H37V255H36ZM87 256H88V255H87ZM87 256H86V257H87ZM91 256H92V255H91ZM168 256H169V255H168ZM168 256H167V258H168ZM257 256H258V255H257ZM259 256H260V255H259ZM169 257H172V254H171ZM29 258H30V257H29ZM88 258H89V256H88ZM92 258H93V257H92ZM92 258H91V259H92ZM142 258H143V256H142ZM142 258H141V259H142ZM179 258H180V257H179ZM141 259H139V261H140ZM159 259H161V258H159ZM170 259H171V258H169V260H170ZM218 259H219V257H218ZM142 260L145 261V257H144ZM142 260H141L140 262H142ZM169 260H168V261H169ZM176 260H177V259H176ZM219 260H220V259H219ZM144 261H143V262H144ZM165 261H166V259H165V257H163V258H162V262H163L162 264H164ZM171 261H172V260H171ZM177 261H178V260H177ZM180 261H181V260H180ZM185 261H186V259H185ZM188 261H189V259H188ZM140 262H139V263L137 262V264H145V263H140ZM146 262H148L147 259H146ZM154 262H155V261H154ZM174 262H175V261H174ZM174 262L172 261V264H173ZM155 263H156V262H155ZM169 263H171V262H169ZM177 263H179V261H178ZM177 263H176V264H177ZM180 263H182V262H180ZM180 263H179V264H180ZM146 264H148V263H146ZM188 264H195V263H188ZM207 264H208V263H207Z\"/></svg>",
    "mask_w": 264,
    "mask_h": 264
}]
</instances>
